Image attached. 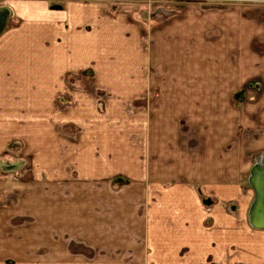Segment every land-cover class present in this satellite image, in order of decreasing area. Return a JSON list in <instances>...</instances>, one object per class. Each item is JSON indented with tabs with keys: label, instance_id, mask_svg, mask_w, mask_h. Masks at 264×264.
<instances>
[{
	"label": "crops",
	"instance_id": "0c3cea01",
	"mask_svg": "<svg viewBox=\"0 0 264 264\" xmlns=\"http://www.w3.org/2000/svg\"><path fill=\"white\" fill-rule=\"evenodd\" d=\"M0 10V95L18 111L47 75L59 91L65 72H95L56 115L52 153L26 148L30 177L15 184L0 162V264H264V228L248 219L255 192L239 185L264 143L244 141L238 103L264 98V0H0ZM6 123L0 154L18 137Z\"/></svg>",
	"mask_w": 264,
	"mask_h": 264
},
{
	"label": "rangeland",
	"instance_id": "374dc122",
	"mask_svg": "<svg viewBox=\"0 0 264 264\" xmlns=\"http://www.w3.org/2000/svg\"><path fill=\"white\" fill-rule=\"evenodd\" d=\"M17 22V20L11 18L10 16V24L15 25ZM30 52H37V48H35L34 50H30ZM46 55L47 57L53 56V51L47 50ZM50 68H52V66L47 65V69ZM93 77L95 79L94 69L89 66L86 68L84 67V69L82 70L77 69V71L65 72L64 78L60 84L61 89L59 91H56L53 78H50V75H47L44 93L40 91L41 93L38 96L37 92H34L32 89L29 92L30 95L24 98L25 103L26 101L29 102V105L25 106V108L30 107V112L18 111L17 109H20V107L23 105H18L15 101L16 98L0 95V102L4 107L9 109L7 112L4 111V113H0V122L5 120L6 122L9 121L10 124L6 123L3 125H7V128H9L11 132H13L15 135H18V137L15 138L12 136V141H9L7 148H10V150H8L9 153L3 152L2 154H0V162L2 161L10 164L8 170H5L6 173H2L8 180L15 182V184H19L22 180L25 181L24 178H28V176H31V171L23 172L21 165L25 166L28 163L27 157L32 151L41 153L46 152L47 154L52 153L54 148L53 129L56 120H58L57 118L59 117L60 119L61 115L63 117L68 114L66 108L74 104L75 97L73 96V94H75V89L84 91L87 87L90 88V81L93 80ZM91 82H94V80ZM23 85L24 86H22V88L24 93L25 90L28 89L25 88V84ZM35 86H37L36 82ZM1 89L2 88L0 86V90ZM94 89L95 93L93 95L95 96L94 98L96 102L99 101L105 104V102L109 100L108 93L102 92L101 87H97V85ZM34 90L37 89L34 88ZM55 91L56 93L54 94ZM238 100L240 115L239 120L243 121V123L245 124L244 126L247 125V127L244 128L243 131L240 130L242 131L241 136L245 138L244 141L248 145L253 143L259 144L260 142L264 143V118H262L261 120L259 118L260 116H264V112H262L263 114H258V116L255 115L256 112L259 113L262 111L261 106L264 105V103L262 102L264 101V98L239 97ZM24 102L23 104H25ZM252 105L255 106L254 109ZM56 115H58V117H56ZM240 125L241 124H239V126ZM68 126L69 123L67 124V122L61 123L62 132L68 130ZM3 128H0V130ZM21 133H23L22 136L20 135ZM244 134L246 137H244ZM21 139L24 140V142H28L26 147H24L25 145H22V143L24 144V142ZM43 141H45L46 144H44ZM258 147H261V149L264 151V144L259 145ZM26 148H30L31 152L29 151L28 153V151H26ZM46 163L52 165L53 162L52 160L48 161L47 159ZM242 164V176L239 177V185L244 190V192L247 193V195H249L250 193L249 197L252 198L253 189L248 181L250 161H243ZM25 168H29L28 164ZM15 188L17 189L18 187ZM77 189L81 191V189L83 188L79 186V188L77 187ZM249 197H247L248 201L251 202V199ZM17 201L18 198L15 200V202ZM14 262L15 259L13 258H9L7 260V263L9 264H13Z\"/></svg>",
	"mask_w": 264,
	"mask_h": 264
},
{
	"label": "water",
	"instance_id": "95a60500",
	"mask_svg": "<svg viewBox=\"0 0 264 264\" xmlns=\"http://www.w3.org/2000/svg\"><path fill=\"white\" fill-rule=\"evenodd\" d=\"M6 10H0V34L7 21ZM249 183L254 189L255 198L249 210V222L256 228H264V156L260 164H254L249 175Z\"/></svg>",
	"mask_w": 264,
	"mask_h": 264
},
{
	"label": "bare ground",
	"instance_id": "6f19581e",
	"mask_svg": "<svg viewBox=\"0 0 264 264\" xmlns=\"http://www.w3.org/2000/svg\"><path fill=\"white\" fill-rule=\"evenodd\" d=\"M263 156H264V154L257 155V156L255 157V163H256V164H260V162H261Z\"/></svg>",
	"mask_w": 264,
	"mask_h": 264
}]
</instances>
